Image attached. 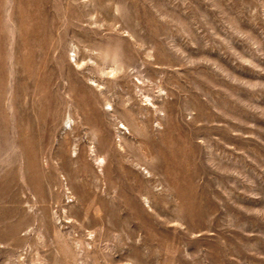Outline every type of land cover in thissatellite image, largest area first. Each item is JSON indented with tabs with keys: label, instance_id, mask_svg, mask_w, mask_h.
Returning <instances> with one entry per match:
<instances>
[{
	"label": "rangeland",
	"instance_id": "374dc122",
	"mask_svg": "<svg viewBox=\"0 0 264 264\" xmlns=\"http://www.w3.org/2000/svg\"><path fill=\"white\" fill-rule=\"evenodd\" d=\"M0 264H264V0H0Z\"/></svg>",
	"mask_w": 264,
	"mask_h": 264
},
{
	"label": "bare ground",
	"instance_id": "6f19581e",
	"mask_svg": "<svg viewBox=\"0 0 264 264\" xmlns=\"http://www.w3.org/2000/svg\"><path fill=\"white\" fill-rule=\"evenodd\" d=\"M115 70V69H114ZM139 70V69H138ZM111 72H115V71H113V69H112V71ZM140 72H138V74H139ZM142 80V82L144 81L143 79H141ZM141 82V81H140ZM115 108V107H114ZM116 109V108H115ZM116 113V112H115ZM139 120V119H138ZM147 120V119H146ZM148 121V120H147ZM143 122H144V120H143ZM145 123V122H144ZM147 123V122H146ZM143 125H145V124H143ZM123 126V125H122ZM128 128V127H127ZM120 131V130H119Z\"/></svg>",
	"mask_w": 264,
	"mask_h": 264
}]
</instances>
